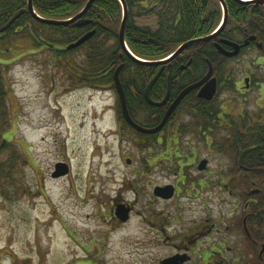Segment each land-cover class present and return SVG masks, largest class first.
Here are the masks:
<instances>
[{"label":"rangeland","instance_id":"374dc122","mask_svg":"<svg viewBox=\"0 0 264 264\" xmlns=\"http://www.w3.org/2000/svg\"><path fill=\"white\" fill-rule=\"evenodd\" d=\"M157 23L159 19L152 14L136 21L137 26L152 28H157ZM15 41L14 47L8 45L10 51L3 48L0 53V61L9 63L5 78L12 126L5 138L14 141L21 152L20 167L7 181L13 194L6 197L0 190V264L146 262L138 244L144 225L136 213L143 212L152 200L148 185L177 180V163L172 170L162 162L154 165L137 135L120 122L118 94L111 85L71 89L52 53L32 47L25 37ZM259 54L253 48L226 61L221 77L227 81L224 87H233L235 80L247 74L262 82L264 63L255 64ZM225 97L232 98V94ZM263 103L253 97L242 112H259ZM183 113L184 105L178 148L185 154L195 147L197 154L211 159V170L228 164L227 157L210 156L220 154L216 144L209 147L204 140L188 139ZM154 149L167 151L164 141ZM182 161L180 167L184 168L185 159ZM59 163L68 165L70 173L53 178ZM221 194L229 200L228 194ZM118 196L137 202L136 213L129 215L127 221H131L126 225L111 215ZM229 207L221 198L210 196L214 219Z\"/></svg>","mask_w":264,"mask_h":264},{"label":"flooded vegetation","instance_id":"af4514ba","mask_svg":"<svg viewBox=\"0 0 264 264\" xmlns=\"http://www.w3.org/2000/svg\"><path fill=\"white\" fill-rule=\"evenodd\" d=\"M196 1L202 4L200 9L204 8L206 14L214 12L221 16L214 31L220 29L223 24L225 6L229 14L225 29L212 41L201 44L211 43L216 53L225 57L218 51L217 44L226 51L232 52L233 46L224 42L244 46L248 41L249 44L241 47L237 56L225 58L231 60L256 48L261 53L255 58L256 67L264 63V4H257L258 0ZM153 3L157 10L154 14L159 20L160 11L171 16L182 11L178 9L174 1L153 0ZM193 3L195 7L196 3L194 1ZM232 11H236L240 16L239 23L234 25L229 24ZM253 22L256 24L254 27H252ZM160 28L159 21L157 29ZM192 47L186 49L181 55ZM202 58L204 61V57ZM176 59L165 65L164 71L173 67ZM193 62L192 57L178 68L181 72H186L188 69L191 70ZM207 63L208 69L200 72L198 78L192 80L190 84L186 83L183 89H172L171 75H168L165 93L161 96L164 90L162 88L159 92L160 100L154 101L150 95L153 102L161 103L170 92L166 104L156 106L163 112L157 126L161 124L165 114L181 92L208 75L210 64L212 67L213 64L209 59ZM261 69L264 76L262 65ZM176 77L181 78L182 75L174 78ZM213 77H216L218 83L213 99L207 100L200 96L203 87L192 90L174 110L160 131L144 135L154 136L159 144H162L165 139L180 136L179 116L180 109L184 105L183 115L187 118L185 129L188 139L195 137L198 141L204 140L209 147L216 144L220 154H210V156L227 157L229 163L220 166L217 170H211L209 167L211 159L197 154L195 147L189 148L185 154L181 150H167L164 153L148 151L156 166L162 162L161 165H166L167 170H172L176 162L178 165L176 168H179L176 174L177 180L172 183L148 185L152 188L153 197L143 212L136 213L137 202H130L120 196L113 200L111 215L112 218L121 222V225L131 221V219L127 222L121 220L118 215L121 209L129 210L128 218L129 215L133 217L136 213L142 220L144 229H141L143 231L139 235L138 244L143 249L146 262L140 264H264V166L257 163L258 154H240L239 148L242 138H251L256 141L260 135H264V103L260 106L259 112H242L245 103L253 97L264 102V77L261 82L255 75L247 74L240 80H235L233 87H228L229 85L224 87L227 81H222L220 75L215 73L214 67ZM226 93L232 94V98L227 99ZM144 117L145 114H143ZM260 140H264V137ZM183 159L186 166L181 168ZM204 161H206L205 167ZM258 171L263 173L258 175ZM125 183L129 184V180L126 179ZM167 186L169 188L162 196L155 195L157 187ZM242 189L245 191L241 192ZM135 190H138L135 193L139 195V188ZM221 193L228 194L229 200H225ZM212 194L221 198L222 204L230 206L217 219L210 215Z\"/></svg>","mask_w":264,"mask_h":264},{"label":"trees","instance_id":"16d2710c","mask_svg":"<svg viewBox=\"0 0 264 264\" xmlns=\"http://www.w3.org/2000/svg\"><path fill=\"white\" fill-rule=\"evenodd\" d=\"M28 1L0 0V29L19 12L25 10V13L5 33L0 34V45L3 44L0 47V53L3 48L5 52L10 51L8 45H11V48L14 47L15 40L28 38L32 41V47L47 50L54 55L57 69L62 71L71 89L82 86L103 89L111 85V89L115 90V71L119 66L124 65L120 79L132 118L146 128H153L159 124L162 109L153 107L146 101L145 90L160 67L138 64L123 51L119 40L123 9L118 0H96L85 15V19L91 21L90 24L78 26L74 23L59 27L36 20L28 10ZM125 1L129 13L125 31L126 43L137 57L148 61L163 59L182 43L210 35L221 19V16L214 12L206 14L204 8L200 9L202 4H198L196 0H164L165 2H176L178 9L182 11L172 16L160 11L158 14L160 29L137 26L138 19L148 14L155 15L154 12H157L153 0ZM193 1L196 3L195 7ZM87 2L88 0H33V5L37 14L43 18L65 20L78 14ZM239 17L236 11H232L229 24L239 23ZM252 24V27L256 26L254 22ZM92 31L96 33L89 41L76 49L67 50L70 44L77 42ZM192 57L194 62L191 70L181 72L178 67L186 64ZM207 59L213 64L215 73H219L222 77L224 63L229 60L216 53L211 43L193 46L175 60L176 64L173 67L163 72L151 93L152 99L160 100L163 96L167 87L168 75H171L172 89L176 90H181L186 83L190 84L192 80H196L200 72L208 69ZM8 66L9 63L0 61V190L6 197L13 194V190L7 187L9 185L7 181L20 167L19 161L21 160V152L15 142L10 138L9 140L5 138V134L9 133L12 126V114L7 100L9 88L5 78ZM179 75L182 77L174 78ZM161 88L164 90L159 97ZM143 114H145L144 118ZM118 116L124 126L135 131L126 123L119 103ZM261 137L264 135H260L256 141L251 138H242L239 148L240 154H258L257 163L264 166V140H260ZM137 140L147 152L155 151L154 148L161 145L156 142L154 136L150 137L141 133H137ZM180 140L181 136L165 139V147L168 151L181 150L178 148ZM260 173L263 172L258 171V175ZM8 189L10 193L7 192ZM21 264H27V262H21Z\"/></svg>","mask_w":264,"mask_h":264},{"label":"water","instance_id":"95a60500","mask_svg":"<svg viewBox=\"0 0 264 264\" xmlns=\"http://www.w3.org/2000/svg\"><path fill=\"white\" fill-rule=\"evenodd\" d=\"M95 1L96 0H89L82 11H80L78 14L71 17L70 19H65V20H54V19H47V18L41 17L39 14H37V12L34 9L33 0L28 1V10L31 12V14L33 15V17L36 20H38L39 22H41L43 24L53 25V26L59 27V26H67V25H71V24L76 23L78 26H83V25H87L91 22L89 20H86L84 18V16L88 12L90 7L95 3ZM119 1L122 5V8H123V18H122V22H121V26H120V31H119L120 44L123 48V51L132 59V61H134L138 64L160 67L156 76L152 79L150 84L147 86V88L145 90V96H146L147 101L151 105L158 106V107L163 106L166 104L170 92H168L165 99L161 103L153 102L151 100L150 95H151V92H152L154 85L157 83V81L159 80V78L161 77V75L164 72V66L169 64L171 61H173L176 57H178L180 54H182L189 47L197 45V44H201V43H207V42H210L213 39H215L226 27V24L228 21V16H229L228 9L224 5L225 6V12H224V17H223V22H222L223 24H222L221 28L219 30H217L215 33H213V34H211L205 38L195 39V40H192V41H189V42L182 44L174 52L173 56H171L170 58L163 59V60L148 61V60H144V59L137 57L129 49V47L126 43L125 31H126V26H127V21H128V8H127L125 0H119ZM256 2H257V4H264L263 0H258ZM24 13H25V10L19 12L14 18H12V20L6 26H4L3 28L0 29V34L5 33L14 24V22H16L17 19ZM95 33H96L95 31L87 33L82 38H80L77 42L70 44L67 47V50L76 49V48L82 46L87 41H89L94 36ZM224 43L233 46V51L228 52L219 44H217L216 47L218 48V51L222 55H224L225 57H229V58L237 56L241 51V47H244L245 45L249 44L248 41L246 42V44L244 46H239L238 44H234V43H230V42H224ZM123 68H124V65L119 66L116 69L115 74H114V83H115L116 90L119 94L122 113H123V116H124L126 122L133 129H135L138 133H141V134H155L158 131H160L165 126L167 120L172 115L174 110L179 106V104L182 102V100L185 98V96L188 95V93L191 92L192 90H194L198 87H203L202 91L200 92V96L207 99V100L213 99V97L217 91V85H218L217 79H216V77H213V67L210 64V69H209L208 75L203 80L185 88L181 92V94L177 97V99L174 101V103L170 106V108L167 111V113L165 114L164 119L161 122V124L155 128L149 129V128H145V127L139 125L138 123H136L132 119V117L129 113L128 105H127V101H126V95H125L123 85H122V82L120 79V74H121ZM128 163L131 164V160H129ZM203 166L204 167L206 166V161L203 162ZM69 172H70V168L68 165H65L63 163H59L58 165H56V171L52 175V177L57 178L59 176H65V175L69 174ZM168 188H169L168 186L167 187H157L155 189V195L162 196L165 193V191L168 190ZM128 214H129V210L124 211V209L123 210L121 209L118 213V215L120 216L122 221L128 220Z\"/></svg>","mask_w":264,"mask_h":264},{"label":"bare ground","instance_id":"6f19581e","mask_svg":"<svg viewBox=\"0 0 264 264\" xmlns=\"http://www.w3.org/2000/svg\"><path fill=\"white\" fill-rule=\"evenodd\" d=\"M31 104V103H30Z\"/></svg>","mask_w":264,"mask_h":264}]
</instances>
